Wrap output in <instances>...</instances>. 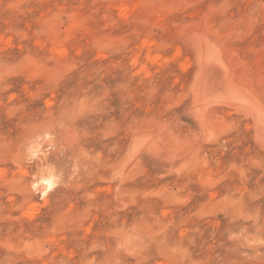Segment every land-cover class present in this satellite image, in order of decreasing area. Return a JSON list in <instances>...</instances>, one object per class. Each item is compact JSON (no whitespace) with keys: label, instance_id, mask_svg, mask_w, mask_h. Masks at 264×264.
Returning <instances> with one entry per match:
<instances>
[{"label":"rangeland","instance_id":"374dc122","mask_svg":"<svg viewBox=\"0 0 264 264\" xmlns=\"http://www.w3.org/2000/svg\"><path fill=\"white\" fill-rule=\"evenodd\" d=\"M0 264H264V0H0Z\"/></svg>","mask_w":264,"mask_h":264},{"label":"bare ground","instance_id":"6f19581e","mask_svg":"<svg viewBox=\"0 0 264 264\" xmlns=\"http://www.w3.org/2000/svg\"><path fill=\"white\" fill-rule=\"evenodd\" d=\"M75 100V102H76V99H74ZM73 100V101H74ZM78 100V99H77ZM78 103V102H77ZM80 103V105H79V107L81 106V102H79ZM66 104V103H65ZM69 104H71V103H69ZM72 105H73V103H72ZM75 105V104H74ZM103 105V104H102ZM71 107H73V108H71ZM70 108L73 110L74 109V106H71ZM77 107V106H76ZM75 107V109H77L78 110V108H76ZM68 109V108H67ZM101 109V108H100ZM103 109H104V107H103ZM113 109V108H112ZM62 110V112H63V110H64V108H62L61 109ZM65 110H66V108H65ZM74 111V110H73ZM76 111V110H75ZM100 110H98V112H99ZM106 111V110H105ZM58 112V111H57ZM56 112V113H57ZM60 112V111H59ZM65 113V112H64ZM71 113V112H70ZM103 113H105V112H103ZM102 113V114H103ZM54 114V113H53ZM109 114V113H108ZM52 115V114H51ZM57 115H58V113H57ZM57 115L55 116V118L57 117ZM67 116L66 117H68V115L69 114H66ZM71 115H73V114H71ZM75 115V114H74ZM73 115V116H74ZM100 115V114H99ZM98 115V116H99ZM63 115H61V117H62ZM65 116V115H64ZM70 116V115H69ZM110 116V115H109ZM133 116V115H132ZM75 117V116H74ZM77 117V116H76ZM80 117H83V116H80ZM80 117H78V118H80ZM95 117V116H94ZM136 117V116H135ZM53 118V117H52ZM58 118H60L59 117V115H58ZM64 118V117H63ZM88 118H89V116H88ZM97 118V117H96ZM95 118V119H96ZM100 118V117H99ZM107 118V117H106ZM65 119V118H64ZM67 119V118H66ZM68 119H70V118H68ZM75 119V118H74ZM87 119V118H86ZM90 119V118H89ZM103 119V117L101 118V120ZM111 119V118H110ZM114 119V118H113ZM131 119V118H130ZM63 120V119H62ZM76 120V119H75ZM75 120H72V122H70V123H73V121H75ZM93 120V119H92ZM125 120V119H124ZM50 121H54L55 122V120H51L50 119ZM56 121H57V118H56ZM61 121V118L59 119V122ZM69 121V120H68ZM67 121V122H68ZM77 121V120H76ZM75 121V122H76ZM96 121V120H95ZM103 121V120H102ZM46 122V121H45ZM47 122H49V121H47ZM47 122H46V124H47ZM58 122V121H57ZM57 122H56V124H57ZM86 122V121H85ZM84 122V123H85ZM105 122V121H104ZM108 122H110V121H108ZM113 122H115V121H113ZM50 123V122H49ZM52 123V122H51ZM62 123H64V122H62ZM62 123H60V124H62ZM78 123H80L81 124V122H78L77 121V124ZM83 123V124H84ZM111 123V122H110ZM122 123V122H121ZM126 123V122H125ZM53 124H55V123H53ZM74 124V123H73ZM45 125V124H44ZM49 125V124H48ZM47 125V126H48ZM58 126H59V124H57ZM64 125V124H63ZM69 124H67V126H68ZM91 125V124H90ZM50 127L52 126V125H49ZM65 126H66V124H65ZM77 126V125H76ZM86 126V125H85ZM92 126V125H91ZM97 126H98V124H97ZM105 126H106V124H105ZM122 126V125H121ZM125 126V125H124ZM123 126V127H124ZM43 127V126H42ZM54 127V125L52 126V128ZM70 127L71 128H73V126H68V128L70 129ZM78 127V126H77ZM94 127H96V126H94ZM99 127H102V126H99ZM127 127V126H126ZM138 128V126H137V121L135 120V118L134 119H131L130 120V122H129V124H128V129H130V130H136ZM44 129V128H43ZM48 129V128H47ZM51 129V128H50ZM58 129H60L59 127H58ZM63 129H65V128H63ZM69 129H66V130H69ZM127 129V128H126ZM74 129H72V130H69V131H73ZM139 130V129H138ZM137 130V131H138ZM44 131H45V129H44ZM54 131H55V129H54ZM60 131H61V129H60ZM59 131V132H60ZM137 131H134V132H137ZM46 132V131H45ZM44 132V138L47 140V139H49L50 138V131H47L46 133ZM52 132V131H51ZM56 132V131H55ZM54 132V133H55ZM58 132V131H57ZM66 132V131H65ZM129 132V131H128ZM54 133H51V134H54ZM61 133V132H60ZM60 133H58L59 135H60ZM138 133H139V131H138ZM56 134V135H55ZM54 135L55 136H58L57 135V133H55ZM64 133L62 132V135H63ZM135 134H137V133H135ZM135 134H134V136H135ZM54 135H51V136H54ZM131 135H133V133L131 134ZM64 136V135H63ZM137 136V135H136ZM132 137V136H131ZM43 138V139H44ZM63 138V137H62ZM61 138V139H62ZM55 139V138H54ZM61 139H59L58 138V140H61ZM131 140H133V139H131ZM36 141V140H35ZM53 141H55V140H53ZM129 141V140H128ZM57 142V141H56ZM62 142V141H61ZM37 143V142H36ZM44 143V145H45V142H43ZM63 143H64V139H63ZM31 144H32V142H31ZM30 144V145H31ZM38 144H39V146H40V143L38 142ZM47 144V143H46ZM58 144V143H57ZM60 144V143H59ZM58 144V145H59ZM48 145H50V144H48ZM66 145V144H65ZM64 144H63V146H62V143H61V147H63V149H64V146H65ZM29 146V145H28ZM43 146V145H42ZM54 146V145H53ZM76 146V145H75ZM41 147V146H40ZM51 147H52V145H51ZM58 147V146H57ZM72 147H74V146H72ZM79 147H81V145L79 144ZM101 147H103V146H101ZM42 148V147H41ZM41 148H39L38 146H36L35 145V142H34V146L32 145L29 149H28V156L31 158V159H37L38 160V162L40 163V164H43V163H47L48 164V161H50V160H48V155H44V152H43V148L41 149ZM45 148H47L46 146H45ZM105 148V147H104ZM108 148V147H107ZM51 149V148H50ZM57 149V148H56ZM62 149V148H61ZM71 149V148H70ZM74 148H72V150H73ZM81 149V148H80ZM84 149V148H83ZM41 150H42V152H41ZM46 150V149H45ZM79 150V149H78ZM78 150H74V152L75 151H78ZM58 151H59V149H58ZM66 151V150H65ZM80 151H82V149L80 150ZM79 151V152H80ZM84 151V150H83ZM60 152V151H59ZM72 152V151H71ZM63 153V152H62ZM61 153V154H62ZM81 153V152H80ZM44 155V156H40V155ZM58 154V153H57ZM56 154V155H57ZM67 154V153H66ZM76 155H78L77 153H75ZM84 154V153H83ZM72 155V154H71ZM75 155V156H76ZM65 156V155H64ZM84 157V156H83ZM54 158V157H53ZM57 158V157H56ZM55 158V159H56ZM80 158H81V156H80ZM29 159V158H28ZM59 159V158H58ZM77 159H78V157H77ZM54 160V159H53ZM52 161V160H51ZM133 161H136L135 160V158H134V160ZM53 162V161H52ZM55 162V161H54ZM63 162V161H62ZM82 162H83V160H82ZM132 162V161H131ZM56 163V162H55ZM77 163V162H76ZM36 164H37V162H36ZM51 164V163H50ZM50 164H49V166H50ZM53 164V163H52ZM44 165V164H43ZM43 165H41V168H42V166ZM54 165V164H53ZM53 165H51L50 167H52ZM132 165V164H131ZM134 165H136V164H134ZM134 165H133V167L132 168H135L134 167ZM46 166V165H45ZM54 167V166H53ZM131 167V166H130ZM129 167V168H130ZM37 168H38V166H37ZM45 168V167H44ZM46 168H49L48 166H46ZM55 168V167H54ZM52 169V171L50 170V169H48V170H50V171H43V169H42V172L41 173H39L40 174V177L37 179L36 178V180H34V181H32L30 184H31V187L32 188H34L35 190H37L39 193H40V195H41V197L43 198H45L46 199V197L47 196H49L50 195V193L51 192H53L54 190H55V188L58 186V184L60 183L59 182V177H57V174H55V172H56V170L55 169ZM57 168V167H56ZM38 169H40V168H38ZM53 170H55L54 171V173H53ZM132 171V170H131ZM133 171H134V169H133ZM57 172H58V170H57ZM37 173V172H36ZM36 175V174H35ZM38 177V176H37ZM34 179H35V177H34ZM62 181V180H61ZM61 185V184H60ZM27 186H29V183L27 184ZM27 187H26V191H27ZM131 191H133V190H131ZM127 192H130L129 191V189L127 190ZM59 221H61V220H59ZM128 237V236H127ZM126 238V237H125Z\"/></svg>","mask_w":264,"mask_h":264}]
</instances>
